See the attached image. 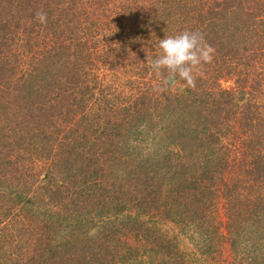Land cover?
I'll return each instance as SVG.
<instances>
[{
    "label": "trees",
    "instance_id": "trees-1",
    "mask_svg": "<svg viewBox=\"0 0 264 264\" xmlns=\"http://www.w3.org/2000/svg\"><path fill=\"white\" fill-rule=\"evenodd\" d=\"M3 155L0 264H264V0H0Z\"/></svg>",
    "mask_w": 264,
    "mask_h": 264
},
{
    "label": "clouds",
    "instance_id": "clouds-1",
    "mask_svg": "<svg viewBox=\"0 0 264 264\" xmlns=\"http://www.w3.org/2000/svg\"><path fill=\"white\" fill-rule=\"evenodd\" d=\"M36 19L46 23L47 13L37 12ZM156 47L161 50L160 54L155 59H147V64L158 77H163L161 91L175 87L177 78L188 87L195 88V72L203 64L211 63L215 53L199 30H185L175 36L166 35L158 40Z\"/></svg>",
    "mask_w": 264,
    "mask_h": 264
},
{
    "label": "rangeland",
    "instance_id": "rangeland-1",
    "mask_svg": "<svg viewBox=\"0 0 264 264\" xmlns=\"http://www.w3.org/2000/svg\"><path fill=\"white\" fill-rule=\"evenodd\" d=\"M234 84H235L234 79L228 80V81H222V85L227 89L232 88ZM0 159L4 160L5 155L1 156ZM170 227L171 225H168V228ZM174 236H175L174 234L171 235V237H174ZM183 240L185 243L184 248H186L187 253L190 254L189 257L191 258L190 260L192 261L193 264H213L211 263V261L206 260V258L204 259L201 254L197 253V248H194L192 246L193 243L191 241L187 240L186 238H183Z\"/></svg>",
    "mask_w": 264,
    "mask_h": 264
}]
</instances>
